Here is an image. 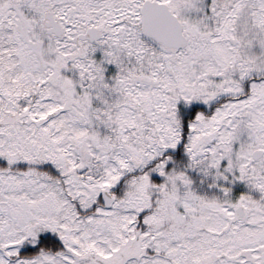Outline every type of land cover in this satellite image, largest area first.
Instances as JSON below:
<instances>
[{
	"label": "snow or ice",
	"instance_id": "obj_1",
	"mask_svg": "<svg viewBox=\"0 0 264 264\" xmlns=\"http://www.w3.org/2000/svg\"><path fill=\"white\" fill-rule=\"evenodd\" d=\"M0 264H264V0H0Z\"/></svg>",
	"mask_w": 264,
	"mask_h": 264
}]
</instances>
